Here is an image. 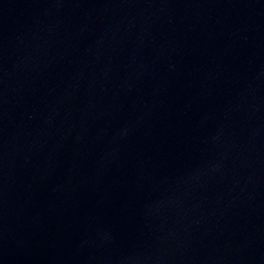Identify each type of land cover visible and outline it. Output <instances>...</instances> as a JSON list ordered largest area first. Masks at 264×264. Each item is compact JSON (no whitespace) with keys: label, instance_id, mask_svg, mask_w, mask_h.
Returning a JSON list of instances; mask_svg holds the SVG:
<instances>
[{"label":"water","instance_id":"95a60500","mask_svg":"<svg viewBox=\"0 0 264 264\" xmlns=\"http://www.w3.org/2000/svg\"><path fill=\"white\" fill-rule=\"evenodd\" d=\"M0 264H264V0H0Z\"/></svg>","mask_w":264,"mask_h":264}]
</instances>
